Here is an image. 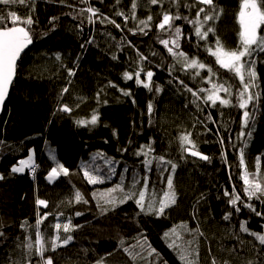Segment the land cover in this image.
<instances>
[{
	"label": "trees",
	"instance_id": "trees-1",
	"mask_svg": "<svg viewBox=\"0 0 264 264\" xmlns=\"http://www.w3.org/2000/svg\"><path fill=\"white\" fill-rule=\"evenodd\" d=\"M89 5L98 13L94 24L87 19L90 13L80 14ZM214 5L222 10L218 19L204 21L205 13L199 15L202 31L214 29L206 40L195 35L198 25L189 23L197 19L201 7L209 11L197 0H160L155 5L150 0H89L87 4L81 0H29L28 7L0 5V16L8 27L13 26L8 22L9 12L22 18L31 16L34 21L31 26L19 25L30 29L32 47L18 65L0 120V175L4 177L0 180V232L4 233L0 236V264H45L48 258L52 264H183L178 248L169 247L173 240L177 245L194 241L191 247L198 249L199 264H212L213 259L216 264H264V245L240 231L241 223L246 222L252 232L264 234V197L247 199L239 159L243 148L249 179L258 169L257 179L264 184V51L244 58L245 72L254 62L258 87L251 91L259 93V100L241 109L237 106L243 88L239 77L221 67L209 49H216L217 38L227 51L241 48L242 0H214ZM120 12L124 15L117 14ZM165 13L181 17L171 22L173 30L181 29L178 49L171 43L175 36L169 26L165 30L158 27ZM149 16L152 19L145 28L139 21ZM111 20L120 27L108 22ZM258 35L264 37V25ZM164 39L174 51L184 52L189 60L196 59L206 67L186 68L182 57L169 54L160 42ZM141 55L147 59L142 60ZM68 69L75 75L69 76ZM140 69L139 79L145 82L146 73H153L151 91L136 83ZM126 72L133 79L126 80ZM212 83L229 88L230 96L219 92L230 100L229 105L205 103L208 92L199 93V99L193 96L199 89H211ZM63 105L72 111H60ZM245 110L250 113L248 127L242 126ZM93 113L99 116L95 125L78 123L90 121ZM189 133L195 150L209 160L184 150L191 145H183L180 137ZM145 145L154 149L148 156L140 154ZM32 151L34 173L28 168L13 173L11 169ZM160 156L176 165L174 173L171 164L161 166L152 159ZM147 159H152L150 170ZM57 163L69 174L61 173L50 183L47 176ZM85 170L103 183H89ZM170 176L176 203L163 215L142 212L135 203L139 192L146 191L145 208L153 200L158 203L168 191ZM117 186L123 191L109 197V190ZM225 191L239 194L241 202L252 204L262 215L241 202L237 212ZM76 192L83 197L78 203ZM128 193H134L132 199L120 203ZM112 197L117 201L114 206L104 203ZM38 200H45L48 207ZM45 213L47 218L39 227L45 247L42 258L35 225ZM228 213L231 217L225 220ZM69 221L72 230L65 233L63 225ZM57 223L61 224L59 230L54 227ZM181 225L191 232L183 231ZM56 235L60 240L53 249L50 241ZM66 236L72 239L63 244ZM151 249L155 251L149 254Z\"/></svg>",
	"mask_w": 264,
	"mask_h": 264
},
{
	"label": "snow or ice",
	"instance_id": "snow-or-ice-1",
	"mask_svg": "<svg viewBox=\"0 0 264 264\" xmlns=\"http://www.w3.org/2000/svg\"><path fill=\"white\" fill-rule=\"evenodd\" d=\"M83 3H88L89 0H81ZM119 0H117V3ZM150 2L155 5L160 2V0H150ZM199 4L207 5L209 7V11L206 12L205 8L201 7L197 12V19L194 21H189V23L198 25L195 28V35L202 39L206 40L208 37L209 32H214L213 28H208L206 31H202L203 29V22L200 21L199 15L200 13H205L204 21H213L215 19L219 18V15L221 14V11H218L216 6L214 5V0H197ZM21 4L26 7L29 6V0H0V5H11V4ZM178 3V0H177ZM261 4H264V0H260L258 3V0H242L241 5V11L239 12V23L241 25V48L239 50H233V51H227L223 48V46L220 44L219 39L217 38L216 41V49L212 50L209 49V52L212 56L216 57V62L223 68L228 69L229 71H232L235 73L236 76L239 77L241 84L243 85L242 90L239 92L238 95V107L241 109H247L249 103L253 102L254 100H259V93H253L251 91L252 88L258 87L256 80H257V74L254 70V62L253 64H248L247 71L245 72L246 68V62H244L245 57H251L254 51H264V37L258 35V29L261 25H264V9H262ZM135 8L136 3L133 2L132 4V19H135ZM84 12L90 13V15L87 17L89 23H95V20H93L94 16H97V10L92 8L90 5L85 8L81 9L80 14L82 15ZM118 15L123 16L124 14L122 12L117 13ZM9 23H11L13 26L8 27L5 23V17L0 16V108H2L4 101L8 95V91L10 88V85L12 84V81L16 74V62L20 57L21 52L32 43V37L30 35V29L19 26V25H28L31 26L34 21L31 18V16H27L26 18H22L18 16L15 12H9L8 13ZM55 19V18H53ZM75 19V17H73ZM104 19H107L106 17ZM128 17H125V21H127ZM152 17L149 16L147 20H141L139 23L141 25H144L145 28L148 27V21H151ZM179 20L181 17L179 15H176L173 17L172 15H169L168 13H165L163 15L162 21L159 23L158 27L161 30H165V26L168 25V30H172L174 32L175 39H172L171 43L175 46V48H179L180 45L178 43L179 38L181 37V29L179 27H176L174 30L171 27V22L173 20ZM186 19V18H185ZM104 22L103 20L101 21ZM112 24H114L117 28L120 27L119 24H116L114 20L108 21ZM131 31V29H130ZM141 32L144 31L143 28L140 29ZM135 34V33H133ZM146 34V33H145ZM164 47L168 50L169 54L175 56H179L183 58V64L186 68L190 69H204L206 66L203 63H199L196 59L189 60L188 57L184 52L177 53L174 51L173 47H169V40L164 39L160 41ZM88 43H91V40L88 41ZM255 45L256 47L253 48L252 46ZM115 58V57H114ZM57 59H60L59 56H57ZM141 59H147V57H144L141 55ZM143 71V69H140L136 72V83L142 84L145 88H148L150 91L152 90L150 87L151 79L153 76V73L151 71H148L146 73L147 82L142 81L139 79L140 72ZM209 72L212 70L209 68ZM199 75V73H196ZM68 75L74 76L75 72L73 69H68ZM245 75H247L248 80L245 82ZM124 78L126 80L133 79L132 74L130 73H124ZM208 82L211 83V78L208 79ZM182 83V82H181ZM115 87V85H113ZM123 91V90H122ZM156 91L159 92L160 88L157 87ZM189 91H192L189 89ZM225 92L228 93L229 96L231 95L230 90L228 87H225L224 84H216L212 83L211 89H199L198 92H193V96H196L197 99H199V93L202 92H208V95L205 98V103L208 101H211L212 106H215L217 101L221 105H229L230 100L220 97L219 92ZM63 92H68V89H63ZM124 95H130V92H124ZM106 103V101H105ZM134 103V101H133ZM60 111H63L65 113H69L72 111L71 108H69L67 105H63L60 108ZM148 111L151 113L152 111V105L151 103L148 105ZM250 118L249 111L245 110L242 115V126L248 127V121ZM99 120V116L95 113H93L90 121H78L81 125H95ZM240 137H243L245 133L241 131L239 134ZM250 136V133L248 134ZM191 134H186L180 137L181 143L183 145H191V147L185 148L184 150L188 152L191 156H198L202 160H209V157L206 155H203L202 153L196 151V145L193 143V141L190 139ZM223 143V141H221ZM244 147H247V144L244 145ZM154 151V149L151 148L150 145H145L141 149L142 155L148 156L149 153ZM52 159H55L53 156ZM152 159L157 160L158 164L163 166L164 164H171V170L174 173L176 165L172 164L171 161H166L163 156L160 157H153ZM152 159L145 160L146 166H148L149 170L151 169ZM239 159L240 164L242 167H244V175L242 176L243 183H244V193L247 197V199L250 201L253 198L257 200H261L262 197H264V184H262L257 177L259 176V170L257 169V173L253 174V178L249 179V174L247 172V168L244 165V150L243 148L239 151ZM259 160V158H257ZM19 166H14L11 171L13 173H23L25 171V168L31 169L33 172L35 171V167L32 161V157L30 156L26 160H20ZM110 163V162H109ZM167 170V169H165ZM63 174L64 176H67L69 174V170L65 168L62 164L57 163V167H53L51 171L49 172L47 179L50 183L55 182V179L60 176V174ZM84 176L88 179L89 183L96 184V183H103V180L96 176L90 174L87 170L84 171ZM4 177L0 175V180H3ZM145 181H147L148 177L145 176ZM146 188V186H145ZM167 189L168 191L164 192L162 197L159 199V202L157 203L156 200H153L152 203H150L147 208H145L144 201L146 196V191H141L138 194V199L135 200V203L139 206L140 210L142 212H146V214L155 213L156 215H163L165 213V209L170 207L171 205H174L176 203V197L175 192L173 190V180L171 176L167 179ZM116 191H123V189L120 186H117V188H113L109 190L108 196H111L112 192ZM235 191V190H233ZM134 193H128L126 194L119 202L124 203L128 199H132ZM225 196L231 197L229 199V204H231L237 212L240 211V207H238V202H241V197L239 194L233 195L232 193H229L228 191L224 192ZM83 200L82 195L79 192L75 193V201L78 203ZM87 203V201H84ZM116 199L114 197L112 198H106L104 199L105 204L109 205H115ZM264 202V201H262ZM37 203L39 205H42L43 207L47 208L48 204L45 200H38ZM243 203V202H241ZM243 207L249 208L251 211L256 212V215L260 216L262 213L257 212L256 208L249 203H243ZM102 211H106V209L102 208ZM80 213H77L79 215ZM47 213L41 218H39L36 222V236L37 241L36 243L39 245V248L37 249L38 254L43 258L45 247H44V241L41 237V233L39 231L40 224L42 223L43 219L47 218ZM231 217V213H228L224 216L225 220H229ZM55 229L59 230L61 228V224L57 223L54 225ZM183 231L185 232H191L190 229L187 228L186 225L180 226ZM72 230V227L69 223H65L63 225V231L65 233ZM240 231L246 232L249 235L255 237L256 240L259 241L261 245H264V234L252 232L247 226L246 222L241 223L240 225ZM172 233L176 234V229H172ZM4 233L0 232V236H3ZM169 234L166 233L165 236L167 237ZM200 235H203V233H200ZM72 239L71 236H66L63 239V244H67ZM60 240V236L56 235L55 238L51 239L50 243L52 245V248L55 249L57 241ZM140 246L142 247L146 241L139 242ZM194 243V241H185L183 244L177 245L176 241L173 240L172 243L169 244V247H176L179 250L180 259L182 260L183 264H199V252L198 249L192 248L191 245ZM27 248L29 251L33 248V244L29 242L27 244ZM154 249L150 250L151 254L154 252ZM30 264V262H29ZM45 264H52L51 258H48L45 262ZM212 264H216L215 259H213ZM227 264V262H225ZM251 264V262H249Z\"/></svg>",
	"mask_w": 264,
	"mask_h": 264
},
{
	"label": "water",
	"instance_id": "water-1",
	"mask_svg": "<svg viewBox=\"0 0 264 264\" xmlns=\"http://www.w3.org/2000/svg\"><path fill=\"white\" fill-rule=\"evenodd\" d=\"M31 47H32V43L29 44V45L23 50V52H21L20 57H19V59H18L17 62H16V74H15V77H14V79H13V81H12V84L10 85V88H9V91H8V95H7V97H6L5 101H4V104H3L2 108H0V120H1V117H2V115H3L5 105H6V103L8 102V100H9V98H10L12 88H13V86H14V84H15L16 79H17V75H18V65H19V63H20L22 57L28 52V50H29Z\"/></svg>",
	"mask_w": 264,
	"mask_h": 264
},
{
	"label": "rangeland",
	"instance_id": "rangeland-1",
	"mask_svg": "<svg viewBox=\"0 0 264 264\" xmlns=\"http://www.w3.org/2000/svg\"><path fill=\"white\" fill-rule=\"evenodd\" d=\"M259 30V29H258ZM48 148L50 149L51 148V145L49 144L48 145ZM55 152V154H56V150L54 151ZM31 157H32V161H34V157H35V153H34V151H32V153H31ZM26 169V168H25Z\"/></svg>",
	"mask_w": 264,
	"mask_h": 264
},
{
	"label": "built area",
	"instance_id": "built-area-1",
	"mask_svg": "<svg viewBox=\"0 0 264 264\" xmlns=\"http://www.w3.org/2000/svg\"><path fill=\"white\" fill-rule=\"evenodd\" d=\"M34 172H32V174H33Z\"/></svg>",
	"mask_w": 264,
	"mask_h": 264
}]
</instances>
